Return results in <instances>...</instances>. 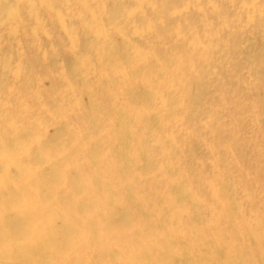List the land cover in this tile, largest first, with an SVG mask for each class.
<instances>
[{
	"label": "bare ground",
	"instance_id": "bare-ground-1",
	"mask_svg": "<svg viewBox=\"0 0 264 264\" xmlns=\"http://www.w3.org/2000/svg\"><path fill=\"white\" fill-rule=\"evenodd\" d=\"M263 7L0 0V264H264V197L248 186L264 151L248 166L235 118H220L226 84L201 101L216 33Z\"/></svg>",
	"mask_w": 264,
	"mask_h": 264
},
{
	"label": "rangeland",
	"instance_id": "rangeland-1",
	"mask_svg": "<svg viewBox=\"0 0 264 264\" xmlns=\"http://www.w3.org/2000/svg\"><path fill=\"white\" fill-rule=\"evenodd\" d=\"M220 2L224 3L225 1H220ZM260 2H262V5L264 6V0H260ZM222 5H227V3L225 2ZM256 16L258 19L261 20V22H260L261 24L259 22H257L256 20H251L252 25H251V23H250L251 21H250L249 24L247 25L248 27L246 26V28L243 25L242 28L239 27V29L236 30L235 29L236 26L238 27L239 25L233 24V26L228 27L229 29L224 27L225 30L221 29L222 31L220 30L219 33H216V34H218V36H216L217 40L214 38L215 45L210 50V55H211L212 60H211V63L209 65L210 71L214 72V74L211 77L216 78V80L214 82V85H209V84H208V86L205 85L206 87L204 89V93H203V96L201 98L202 99L201 101L203 103V102H205V96H207V95L208 96H217L219 94V92L216 89V86L218 83H222V84L227 85V94H230L228 97L231 98L232 101H227L224 103V105L227 108L224 105H223V107L221 106L222 109L219 112V116L222 120H225V121L228 120L229 122L233 121V119L235 118V120L233 122H234L235 127H236L237 137L239 139L241 138L242 141L244 142V143H242L241 149L243 150L244 160H246V162H248V166H253V164L255 163V160L252 159L253 154H254V152H252V151L256 150L257 148L259 150H261V152L264 151V107H260V109L262 111L260 112V110H259L258 111L260 113L259 114L256 111V108L254 109L253 107H251V103H250L252 96H257V97H261L264 99V7L262 8V12L261 11L257 12ZM257 24H259V25H257ZM257 31H258V33H257ZM228 33L229 34L231 33L232 35H228ZM234 35H236V36L233 37ZM227 36L229 37L230 40L227 38ZM230 37L234 38L233 41H232V38H230ZM221 39H223V40H221ZM115 40L119 41V43H120L119 38H115ZM235 40H237V42ZM6 41H8V39H6ZM232 42H234L233 43L234 45L232 44ZM41 43H42V47L40 49H42V48L44 49L46 47V49H44L42 51V52H44L52 45L51 37H49L48 39L46 37V40L45 41L42 40ZM61 52H62L61 54L57 55V58L53 57L54 60H58L56 62V65L54 63L55 67L56 66L60 67L58 70H60L62 68V66H65L66 63L70 60L69 59L70 54L68 52H63V51H61ZM226 52H228L229 54H227ZM249 53L250 54L252 53L253 56H255L257 54L259 56L260 63H257L254 59L250 58V55H248ZM225 56H227V57H225ZM216 62H218V63H216ZM258 78H261L262 87L261 88L259 87V88L254 89V90L251 89L249 86L251 84L257 83ZM45 80L43 81V79H41L36 84H40V85H42V87L45 86L46 89H49L50 86L52 85L53 81L51 79L49 80L48 78H45ZM208 80H211V79L206 78V81H208ZM190 89L193 91L195 89V87H192ZM235 89L244 90L246 92V94H241L240 98H239L233 94V91ZM70 95H71L70 93H65L64 98L66 100H69L68 98ZM77 98L81 101V103L83 102V104L86 103L88 100L87 96H85L83 94L81 96H78ZM222 100L225 101V99L223 97H222ZM234 102H236L237 104H240L241 107H239V108L236 107L233 104ZM205 106L206 105H203V107H205ZM252 109H254V110L252 111ZM235 114H237V115H235ZM240 114H241V116H240ZM252 114H254V116ZM255 114H257V115H255ZM200 116L202 117V112L200 113ZM249 123H251V124H249ZM248 125H249V127H248ZM240 126H241V128H240ZM196 135L201 137V134H196ZM197 139H198L197 137H193L192 139H189V141H190L189 145L190 146L187 149L193 150L197 146V149H198L197 152L198 153L206 154L207 147H203L202 141L199 142ZM184 149H185V147L183 149H180L179 151H183ZM182 154L183 155L179 159L180 167H183L187 163L186 155H184V153H182ZM263 158H264V156L261 158L262 159V165L260 166V172H259L260 176L258 179L259 182L255 183V180H250L248 186H249L250 191L252 193L257 194L256 196H263L264 197V162H263L264 160H263ZM224 164H226V163L224 162ZM211 170H212V168L210 167V168H208L207 171L211 172ZM235 172L236 171H234V173ZM227 177H229V175ZM225 184H226V182H225ZM226 187H227V190H229L230 192H233V193H235V191L237 189V187L235 188L231 185L226 186ZM234 188H235V191H234ZM233 197H234V195L231 198H233ZM234 199H236V198H233L232 200H234ZM263 251H264V248H263Z\"/></svg>",
	"mask_w": 264,
	"mask_h": 264
}]
</instances>
